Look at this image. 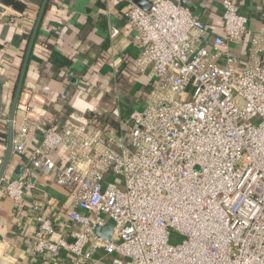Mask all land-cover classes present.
<instances>
[{
	"label": "built area",
	"instance_id": "built-area-1",
	"mask_svg": "<svg viewBox=\"0 0 264 264\" xmlns=\"http://www.w3.org/2000/svg\"><path fill=\"white\" fill-rule=\"evenodd\" d=\"M123 16L139 49L136 66H151L149 98L130 114L128 140L90 129L91 108L61 129L37 125L44 137L32 167L57 171V182L72 190L70 219L80 229L71 241L54 239L52 220L39 216L33 253L57 258L67 250L76 264H125L123 257L128 264H264V29L249 27L238 0L223 2L222 34L173 0L148 9L133 3ZM26 111L13 140L19 154L34 110ZM52 151L68 154L65 167ZM110 173L118 183L106 180ZM3 182L17 205L35 187L32 176ZM108 224L110 237L95 232ZM173 232L181 243L171 244Z\"/></svg>",
	"mask_w": 264,
	"mask_h": 264
},
{
	"label": "crops",
	"instance_id": "crops-1",
	"mask_svg": "<svg viewBox=\"0 0 264 264\" xmlns=\"http://www.w3.org/2000/svg\"><path fill=\"white\" fill-rule=\"evenodd\" d=\"M44 0H0V169L8 152L9 117L13 96ZM146 4L155 0H143ZM190 8L212 32L223 33L224 0H173ZM252 30L264 29V0H238ZM135 0H49L30 55L14 120V138L33 108L25 152L13 153L0 184V264H76L70 252L57 258L33 253L38 217L50 218L54 239L79 226L70 219L71 189L57 182V171L32 167L30 156L43 141L38 124L61 129L79 109L91 108L90 129L131 134L130 114L142 110L152 88L151 66H136L139 49L126 25L125 10ZM119 34L112 36V28ZM55 53L69 60L59 67ZM48 87V91L45 88ZM58 166L68 154L50 152ZM32 176L35 187L15 204L3 191V180ZM102 252L97 256H102ZM113 256H107L106 259Z\"/></svg>",
	"mask_w": 264,
	"mask_h": 264
},
{
	"label": "water",
	"instance_id": "water-1",
	"mask_svg": "<svg viewBox=\"0 0 264 264\" xmlns=\"http://www.w3.org/2000/svg\"><path fill=\"white\" fill-rule=\"evenodd\" d=\"M48 1L49 0H44L43 4L41 6V9L39 11V16L37 19V22L35 24L34 30H33V34H32V38L30 40L29 43V47H28V51L26 54V59L22 68V72L20 75V78L18 80L17 83V87L13 96V101H12V108L10 111V117H9V143H8V152L6 155V158L4 160V163L2 165V168L0 169V184L1 181L4 177L6 168L9 164L10 158L12 156L13 153V140H14V120H15V115L18 109V105H19V100H20V96L23 90V86H24V80H25V74H26V70H27V66L29 63V59H30V55L32 53L40 26H41V22L43 19V15L45 13V10L47 8L48 5ZM135 4H137L138 6L148 9L152 3L146 4V2H144L143 0H135ZM95 232L99 235H104L105 237H110L113 234V225L112 224H108L106 227H97Z\"/></svg>",
	"mask_w": 264,
	"mask_h": 264
},
{
	"label": "rangeland",
	"instance_id": "rangeland-1",
	"mask_svg": "<svg viewBox=\"0 0 264 264\" xmlns=\"http://www.w3.org/2000/svg\"><path fill=\"white\" fill-rule=\"evenodd\" d=\"M106 180L107 181H111V182H116V183H118L119 181H118V179H117V177H116V175L114 176V173L112 174V173H110V176H108V177H106ZM120 184V183H119ZM120 187L122 188V189H124L125 188V185H124V183H121L120 184ZM183 241V236L180 234V233H178V232H173L172 234H171V237H170V242H171V244H179V243H181ZM109 259V258H108ZM123 259H124V261H125V264H128L129 263V258H126V257H123Z\"/></svg>",
	"mask_w": 264,
	"mask_h": 264
},
{
	"label": "trees",
	"instance_id": "trees-1",
	"mask_svg": "<svg viewBox=\"0 0 264 264\" xmlns=\"http://www.w3.org/2000/svg\"><path fill=\"white\" fill-rule=\"evenodd\" d=\"M56 65L59 67H63V65L68 64L69 60L63 56H61L59 53H55L54 58Z\"/></svg>",
	"mask_w": 264,
	"mask_h": 264
}]
</instances>
